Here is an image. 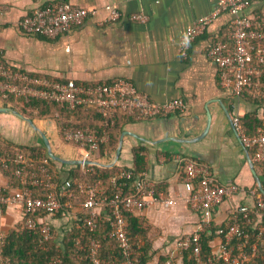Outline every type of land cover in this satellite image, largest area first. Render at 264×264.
<instances>
[{
  "label": "crops",
  "instance_id": "0c3cea01",
  "mask_svg": "<svg viewBox=\"0 0 264 264\" xmlns=\"http://www.w3.org/2000/svg\"><path fill=\"white\" fill-rule=\"evenodd\" d=\"M61 3L92 10L94 15H89L81 26L52 39L27 36L21 31L20 21L35 8ZM216 3L217 0H0L3 65L32 76L77 84H109L125 79L154 103L181 100L186 105L182 113L124 123L118 139L120 152L115 165L131 168L133 150L144 147L145 177L166 198L175 201L169 208L152 204L136 215L149 229V264L170 256L176 243L193 235L204 218L221 228L240 206L255 208L252 190L264 195L262 167L243 146L231 122L234 116L252 114L264 130V102L253 103L245 96L231 97L219 86L218 69L206 55L210 45L227 31L231 16L220 14L194 40L186 58L180 53V40L186 29L197 18L212 13ZM107 6L119 12L117 21H105ZM136 14L145 16L146 21L131 19ZM243 15L252 20L264 19V0H251ZM33 122L47 137L53 153L64 159H81L80 150L59 138L53 119ZM0 135L13 145H43L37 132L10 113L0 112ZM182 159L207 165L218 184L236 185L239 192L207 213L191 210L180 198L185 195ZM67 176L62 173L61 180ZM5 185L8 180L0 172V187ZM254 215L260 226V215ZM19 216L18 210L4 209L0 233L17 223ZM73 218L71 223H75ZM42 221L59 234L71 225L67 226L64 218L45 216ZM219 242V238L212 242L213 251Z\"/></svg>",
  "mask_w": 264,
  "mask_h": 264
},
{
  "label": "built area",
  "instance_id": "2783aa9c",
  "mask_svg": "<svg viewBox=\"0 0 264 264\" xmlns=\"http://www.w3.org/2000/svg\"><path fill=\"white\" fill-rule=\"evenodd\" d=\"M251 0H217L216 7L209 15L199 17L188 27L180 40V53L186 58L194 40L202 35L208 25L222 13L231 16L227 24V42L217 38L207 49V57L218 69L219 86L231 97L239 98L248 94L252 99L264 102V19L254 25L252 19L243 15ZM108 16L106 22L119 19V12L110 6L105 7ZM94 15V11L77 7L69 3L56 6L37 7L23 18L19 26L27 36L55 38L83 24L84 20ZM131 19L144 22L146 17L140 14ZM0 96L23 98L25 101L40 100L57 104L66 110L78 107L92 108L104 119L101 131L89 128L62 130V141L68 145H79L80 160H88L86 148L94 151L100 143L109 138V131L116 122L117 111L136 115L140 119L165 117L182 113L186 105L181 100H172L165 104L152 102L141 94L134 84L125 79L112 83L77 84L74 81H60L48 77L32 76L5 65L0 66ZM232 126L237 131L243 146L251 153L252 159L264 166V130L259 127L254 135H246L240 117L232 118ZM93 161V160H92ZM11 166V174L21 188L6 191L0 187V215L4 209L13 208L24 214V226L28 231L39 233L43 242L51 239L50 227L37 214L52 216L62 211L63 206L70 207L71 199H80V210L85 216L72 214L76 228L85 229L88 233L86 245L80 243V259L89 264H144L138 255L140 240H133L129 235L127 214L139 215L152 204H161L165 208L174 205V200L166 198L157 190L156 184L145 177V173L134 175L125 170L115 174L107 185L87 181L73 184L69 179L59 181L51 174L45 156L36 159L13 148L0 154V168ZM92 166V165H91ZM183 187L185 195L181 196L187 206L195 212L207 213L225 198L233 197L239 188L230 184L222 186L216 182L209 167L198 160L182 159ZM33 189H42V196H35ZM77 195H74V194ZM255 200V208L240 206L231 218V223L218 229L219 245L216 251L207 258L208 264L221 261L224 264H244L249 255L246 252L248 234L240 227V220L248 214H259L264 217V199L254 189L250 192ZM66 203L63 205V200ZM107 208L112 220L108 231L100 236L98 215L101 209ZM79 211V210H78ZM210 226L204 218L191 236L180 239L165 264H175L173 257H180L192 248L195 264H202L200 233ZM264 234V225H260L255 235L259 240ZM2 233H0V238ZM110 239L116 242L120 261L110 263L100 256L102 242ZM251 255L255 253L252 245ZM59 262L58 259L52 260ZM0 264H12L7 258L0 257Z\"/></svg>",
  "mask_w": 264,
  "mask_h": 264
},
{
  "label": "trees",
  "instance_id": "16d2710c",
  "mask_svg": "<svg viewBox=\"0 0 264 264\" xmlns=\"http://www.w3.org/2000/svg\"><path fill=\"white\" fill-rule=\"evenodd\" d=\"M261 19H254L252 23L255 25L257 21ZM227 31L219 35V39L227 42ZM3 65L0 62V66ZM243 96L247 97L253 103H260L262 101L252 99L248 94ZM0 101L4 107H9L12 110L20 113L21 115L36 120L53 119L57 125V132L59 138L62 140V130L73 128L75 130H81L89 128L92 130L101 131L103 128L104 119L102 116L92 108L78 107L74 110H66L61 108L57 104L46 103L40 100L25 101L21 97L10 96L7 99ZM140 119L136 115H129L124 112L117 111L116 122L114 127L109 131V138L105 143H100L98 148L94 151L86 148V156L84 158L93 160L96 162H109L118 146L119 135L122 131L124 123H130ZM241 126L246 135H254L258 127L261 126L260 120L252 114H245L241 118ZM73 148L79 149V145L70 144ZM13 148H18L29 157L36 159L40 156H45L48 166L50 167L51 174L59 181L61 180V174L66 172L68 174L66 179H69L73 184L78 181H87L90 183L100 182L103 185H107L109 180L120 171L129 170L134 175H139L146 171L145 156L146 151L144 147H137L133 150V166L131 168L120 167L117 164L112 168H100L91 165H62L51 161L45 151V147L37 146L30 147L27 145L18 146L7 142L0 135V154L2 151H12ZM264 172V166L260 164ZM11 166L8 168H0L2 175L8 180L7 187H4L6 191H15L21 188L16 178L11 174ZM65 179V180H66ZM35 196H42L44 191L42 189H33ZM74 195H77L76 193ZM264 199V195H262ZM71 206L65 207L66 199L63 200V209L59 213L49 216L56 219H66V225H70L69 229H65L60 234L54 227L47 223L50 227L51 239L48 242H43L39 233L28 231L24 226V214H20L19 221L11 226L9 229L2 232L0 238V257L7 258L12 264H89L88 261L80 259L82 253L79 251L80 243L85 246L87 239V231L85 229H78L74 222L71 223L72 214L76 212L80 217L85 216L80 208V199H71ZM79 210V211H78ZM46 215L37 214L34 217L43 219ZM125 218L129 224V235L133 240H140V248L138 255L144 264H149L150 256L148 254L150 250V237L149 229L143 225V220L140 216L133 214L125 215ZM112 217L107 208L100 210L98 215V230L96 235L100 236L102 233L108 231L110 221ZM257 216L254 214H248L246 219H241L239 224L248 234V245L246 252L249 255V259L244 264H264V234L257 240L256 234L259 226L256 224ZM70 223V224H69ZM231 223V221L229 222ZM65 225V226H66ZM258 225H264V217L260 215V223ZM66 226V227H67ZM224 227V226H222ZM220 227L210 224V226L204 229L200 233V245H201V259L202 264H208L207 258L212 255L213 248L212 242L215 238H218V229ZM80 243H77V241ZM255 246V253L251 255V247ZM100 256L107 259L110 263L113 261H120L121 254L116 242L106 239L102 242ZM58 259L59 262L53 263L52 260ZM169 259V256L159 257L156 260V264H165ZM176 264H195L192 257V248L185 251L180 257H173ZM214 264H224L221 261H217Z\"/></svg>",
  "mask_w": 264,
  "mask_h": 264
},
{
  "label": "water",
  "instance_id": "95a60500",
  "mask_svg": "<svg viewBox=\"0 0 264 264\" xmlns=\"http://www.w3.org/2000/svg\"><path fill=\"white\" fill-rule=\"evenodd\" d=\"M0 112L12 114L13 116H15V117L21 119L22 121H24L25 123H27L33 129V131L37 132L39 134L40 139L43 142L47 157L53 162H56V163H59L62 165H92V166H96V167H100V168H112L118 159L119 152H120V145L116 149L113 159L108 163H100V162H96V161H92V160L64 159V158L56 155L55 153H53V150L51 148V145H50L47 137L43 133L39 132V130L37 129V127L35 126L34 122L31 119L21 115L20 113L12 110L9 107L0 108Z\"/></svg>",
  "mask_w": 264,
  "mask_h": 264
},
{
  "label": "rangeland",
  "instance_id": "374dc122",
  "mask_svg": "<svg viewBox=\"0 0 264 264\" xmlns=\"http://www.w3.org/2000/svg\"><path fill=\"white\" fill-rule=\"evenodd\" d=\"M75 156H78V153H76V155ZM78 157H80V156H78Z\"/></svg>",
  "mask_w": 264,
  "mask_h": 264
}]
</instances>
